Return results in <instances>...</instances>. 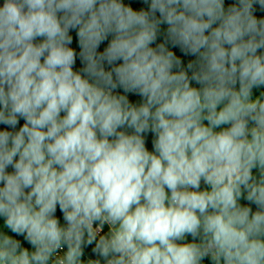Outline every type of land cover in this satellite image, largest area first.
<instances>
[{"label":"clouds","instance_id":"clouds-1","mask_svg":"<svg viewBox=\"0 0 264 264\" xmlns=\"http://www.w3.org/2000/svg\"><path fill=\"white\" fill-rule=\"evenodd\" d=\"M0 264H264V0H3Z\"/></svg>","mask_w":264,"mask_h":264},{"label":"trees","instance_id":"trees-1","mask_svg":"<svg viewBox=\"0 0 264 264\" xmlns=\"http://www.w3.org/2000/svg\"><path fill=\"white\" fill-rule=\"evenodd\" d=\"M1 1H3V0H1ZM74 35V34H73ZM106 46V42H105V44H102L101 45V47H100V49L99 50H103V48ZM72 47H74V48H77V45H76V43H75V40H74V43H73V45H72ZM77 51H78V48H77ZM81 65H80V62H79V60H77V65H76V67L77 68H79ZM58 215H59V213H57Z\"/></svg>","mask_w":264,"mask_h":264},{"label":"water","instance_id":"water-1","mask_svg":"<svg viewBox=\"0 0 264 264\" xmlns=\"http://www.w3.org/2000/svg\"><path fill=\"white\" fill-rule=\"evenodd\" d=\"M3 1L0 0V4H2Z\"/></svg>","mask_w":264,"mask_h":264}]
</instances>
